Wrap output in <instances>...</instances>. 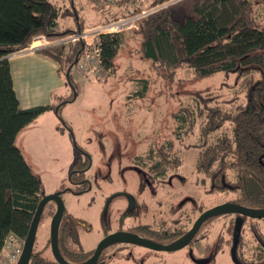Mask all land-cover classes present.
Here are the masks:
<instances>
[{"label": "rangeland", "instance_id": "374dc122", "mask_svg": "<svg viewBox=\"0 0 264 264\" xmlns=\"http://www.w3.org/2000/svg\"><path fill=\"white\" fill-rule=\"evenodd\" d=\"M50 1L61 8L62 5L70 7L72 3L76 10L75 16L58 18L61 28H75L77 17L84 21L80 20L82 28L78 26L77 29L88 28L112 19V15L123 13L125 8L121 2L118 5L121 7L118 8L115 5L117 0ZM150 2L151 0H140L137 5L141 9H147L146 11H153L163 5L146 8ZM129 3V11L136 13V3L131 0ZM256 9L260 22L264 24V5H257ZM123 32L131 36L126 35L122 49L118 52L115 71L105 76L100 71V76L90 77V81L77 78L78 96L68 101L58 113L54 109L47 110L36 117L19 132L16 139L26 162L40 177L42 194L63 191L61 196L65 213L87 221L90 225L89 229L79 227L78 230L79 242L88 251L87 257L103 237L101 219L110 216L111 212L119 208L121 201H125V197H114L107 204L106 199L111 194L116 196L127 189L128 193L136 197L138 204L144 202V212L139 220L149 223L153 229L169 231H176L180 226L190 228L200 213L199 208L203 210L237 197L234 191L209 193V180H204L202 174L196 171L198 150L193 144L201 141L203 117H196L193 127L188 123L185 127L178 128L179 123L174 120L173 114L180 106L195 107L198 96L205 99L208 106L220 105L227 110L244 103L247 90L244 77L238 78L236 73L225 76L222 72H217L198 78L188 67L175 68V74L168 75L160 66H154V63L139 56L136 51L138 35L135 31L120 33ZM69 53L70 51L62 55V73L58 76L54 77L52 70L48 68L39 73L34 70L26 71L23 75L16 73V87L23 104H40L47 97L50 99V96L43 97L42 92H49V87H53L52 82L58 81L56 76L62 79L65 88L68 86L72 91L70 84L65 82L68 63L64 60ZM31 65L32 63L29 64ZM72 69L74 74L75 68ZM258 75L254 73L253 76ZM140 80L147 81L144 97L128 98L127 94H132L139 88L142 82ZM24 86L36 92H21L20 89ZM51 103L55 106L59 104L57 98H51ZM63 120L70 129L62 126ZM188 120L190 121L189 118ZM59 127H63L62 134L58 131ZM229 130V123L226 122L219 130L210 134L209 141L228 134ZM176 136L180 138L177 139ZM73 141L89 152L93 159L92 167L86 173L90 184L87 191L81 194L64 191L70 186V170L82 156L72 144ZM169 142L173 143L170 152L180 158L178 167L169 169L164 176L154 179L150 178L147 169L137 170L134 167V157L160 152L168 148ZM110 157V167L105 166V161ZM148 164L150 166L151 163ZM47 205L44 212L49 213L51 209L54 211L52 202ZM103 209L105 212L102 214ZM50 218L51 215L45 214L40 220L33 247L35 251L43 249L41 256L45 258L44 261L54 260L49 247ZM115 218L114 213L109 223L111 231L117 227ZM234 218L233 214L214 217L200 228L197 240L192 245L180 250L156 251L138 245L118 244L106 248L100 258L104 260V264H198L187 254L189 251L196 259H209L208 263L202 264H235L229 252ZM135 222L127 223L126 219L124 225L129 227ZM142 237L161 244L169 242L167 238L158 235L144 234ZM260 238L264 240V218L245 219L238 247V256L243 261L249 264L264 262ZM69 246L78 250L74 244Z\"/></svg>", "mask_w": 264, "mask_h": 264}, {"label": "trees", "instance_id": "16d2710c", "mask_svg": "<svg viewBox=\"0 0 264 264\" xmlns=\"http://www.w3.org/2000/svg\"><path fill=\"white\" fill-rule=\"evenodd\" d=\"M167 1L151 0L146 8L163 5L139 18L138 30H132L138 35L136 51L143 60L160 66L168 75H174L175 68L188 67L198 78L217 72L225 76L236 73L238 78L244 77L247 86L244 103L227 110L220 105L208 106L207 101L198 96L195 107L180 106L173 118L178 121V128H183L188 123L193 127L196 117H203L201 141L193 147L198 150L196 171L202 174L204 180H209V193L234 191L237 197L231 202L264 207V24L256 14V6L264 5V0H177L164 5ZM119 2L126 5L130 0H117L115 4L118 6ZM140 9L136 7V13L142 11ZM75 14L74 6L61 8L50 0H0V254L10 236L24 240L36 206L43 196L40 177L26 162L16 144V137L40 113L55 108L47 104L22 108L14 90L9 61L4 57L27 47L38 34L54 38L74 31L78 26L82 28L80 20H77L78 26L74 29H56L58 18ZM126 35L131 36L124 32L100 35L101 72L114 71L115 59ZM80 45H52L41 49V52L54 60L59 66L58 72L62 73V55L70 51L64 60L68 67L73 63ZM254 73H258V77L253 76ZM69 81L66 80L67 84L77 92L71 70ZM140 81L139 88L127 94L128 98L144 97L147 81ZM70 96L71 99L72 93ZM67 102L59 100L58 112ZM226 122L229 123V133L209 141L210 134ZM62 126L70 129L64 121ZM63 127H59V131H63ZM168 145L160 152L134 157V164L147 169L154 178L164 176L169 169L180 164V158L170 152L173 143ZM44 209L40 220L45 214L52 215V209L49 213ZM199 211L202 209L199 208ZM79 222L82 220L64 213L58 230L60 253L73 263L89 257L86 256L88 251L79 242ZM185 229L182 227L178 232L166 229L162 232L166 234L162 236L171 241L183 234ZM144 230L148 232V227ZM241 231L236 257L242 264H249L238 256ZM196 236L193 241L197 240ZM70 243L78 250L70 248ZM260 244L264 249V240ZM41 251L43 249L32 251L29 264H58L55 260L44 261Z\"/></svg>", "mask_w": 264, "mask_h": 264}, {"label": "water", "instance_id": "95a60500", "mask_svg": "<svg viewBox=\"0 0 264 264\" xmlns=\"http://www.w3.org/2000/svg\"><path fill=\"white\" fill-rule=\"evenodd\" d=\"M177 0H171L167 2L164 5L173 3ZM72 5V3H71ZM152 11V10H151ZM151 11H147L146 13H149ZM81 44V43H80ZM82 44L80 49L77 51L75 58L73 60V63H71L66 71H65V78L67 81H69V74L70 70L73 66V64L77 61L78 55L81 51ZM8 56H5L4 58H7ZM70 82V81H69ZM72 88V98L73 100L76 97V90L75 88L70 85ZM70 101V100H68ZM59 104L55 106L54 110L55 113L58 111ZM72 144L76 146V143L73 141ZM63 191H57L50 194H45L42 196V198L39 200L35 212L33 214L29 230L26 234V237L23 240V246L21 253L19 255V258L17 260L16 264H29L30 256L33 251L35 237H36V231L40 222V218L43 212V209L45 205L52 201L55 204V210L50 218L49 222V247L50 252L54 258V260L58 264H101L98 263V259L102 253V251L113 244H132V245H138L145 248H148L150 250H156V251H176L184 248L187 246L192 239L196 236L200 226L206 221L207 219H210L212 217L225 215V214H235L237 215V219L234 226V232L230 247V255L235 264H242L238 258L236 257V248L239 241L240 231H241V223L244 217L252 218V219H261L264 218V207H249L245 206L239 203L231 202V201H225L220 204H216L212 207H209L202 211L198 217L194 220L192 226L184 232L181 236L178 238L166 243L161 244L157 243L155 241H152L150 239H147L145 237L139 236L137 234H134L132 232L118 230L114 232H110L106 234L96 245L95 249L93 250L92 254L85 260L77 263L69 262L67 261L62 254L60 253L59 247H58V230L59 225L61 223L62 217L65 213V207L64 202L61 197V193ZM191 255V254H190ZM192 259L198 263H207L209 262V259H196L191 255ZM264 264V263H263Z\"/></svg>", "mask_w": 264, "mask_h": 264}, {"label": "built area", "instance_id": "2783aa9c", "mask_svg": "<svg viewBox=\"0 0 264 264\" xmlns=\"http://www.w3.org/2000/svg\"><path fill=\"white\" fill-rule=\"evenodd\" d=\"M146 12V10H143L139 13H130L125 16L112 18L88 28L76 29L72 33L64 34V36L57 38L49 39L44 34H38L31 39L24 50L36 51L52 45L81 43L82 48L74 68L83 76L97 78L101 68L100 35L119 33L126 30H138V20L141 16L147 14ZM22 246L23 240L10 236L0 254V264L17 263Z\"/></svg>", "mask_w": 264, "mask_h": 264}, {"label": "flooded vegetation", "instance_id": "af4514ba", "mask_svg": "<svg viewBox=\"0 0 264 264\" xmlns=\"http://www.w3.org/2000/svg\"><path fill=\"white\" fill-rule=\"evenodd\" d=\"M75 147L81 152L82 156L80 157V160H78L74 164L73 168L70 170L71 171V174L69 176V184H70V186L67 189H65L64 191H69V192H72L74 194H81L82 192L87 191V187L90 184L89 179L86 177V173L90 171V169L92 167V164H93V159H92V156L89 154V152H87L86 150H84L80 146H77L76 145ZM109 160H111V157L110 158H107V160L104 163L105 166L110 167V163L108 162ZM133 165H134L135 168H137V170H142V169L144 170V168H141L137 164H134L133 163ZM99 171L100 170H98L97 172L99 173ZM149 175H150V178L152 177L151 179H154V177L151 175V173ZM155 178H160V177H155ZM62 193H61V195H62ZM114 197L115 198L116 197H125V201L122 200L123 202L121 201V204L118 206L119 208L115 212H111L110 213V216L108 215V217H106L105 219L104 218L101 219V221H102V229H103V237L106 234L110 233V232H114V231H118V230L132 232V233L137 234L139 236H143L144 234H151V233H152V235H156V233H157L158 236H162V234H166V233H162L166 229H163V230L153 229V228L150 227L149 223H145V222H142V221L139 220L140 219L139 217L144 212V207H143L144 202H141V203L138 204L136 197H133L130 193H128V190L127 189H125L123 191H120L116 196L113 195V194H111L110 197L108 196L107 199H106L107 200V204H109L112 201L111 199L114 198ZM50 202H52V201H50ZM52 203L54 205V210H55V204H54V202H52ZM134 205H136L135 206V209H133L134 208ZM202 211H204V209ZM202 211H200V213ZM104 212H105V209L102 210V214ZM114 213L116 214V218L115 219H116L117 227L114 230L111 231V229H109V226H110L109 223H110L111 215L114 214ZM234 216H235V218H234V225H233V227L235 226V222H236V219H237V215H234ZM126 219H127V223H129V221H131V223H133V221H136V222L133 225H130L129 227H127V226L124 225V221ZM129 219H132V220H129ZM244 220L245 219L242 220L241 229H242V224H243V221ZM208 222H209V219H207L206 221H204V223L202 225H204V224H206ZM79 223L81 225L80 227H84L85 229H89L90 228V225L87 223V221H83L82 220V222H79ZM140 227L143 228V229L141 230ZM144 227H148V232H147V230H144ZM181 228H182V226L179 227V229H181ZM188 229H185V232ZM178 230L177 231H170V232H178ZM181 235H179V236H181ZM179 236L173 238V240L176 239V238H178ZM232 237H233V234H232ZM232 237H231V241H232ZM193 239H192V241L187 246H185V248L188 247V246H190V245H192L194 243ZM114 245H118V244H113V245H110V246H114ZM121 245H130V244H121ZM108 247H106V248H108ZM229 251H230V249H229ZM187 254H191L193 256V254L191 252H189V251H187ZM100 257H101V255H100ZM100 257L98 259V263L104 264V260L103 259L101 260Z\"/></svg>", "mask_w": 264, "mask_h": 264}, {"label": "crops", "instance_id": "0c3cea01", "mask_svg": "<svg viewBox=\"0 0 264 264\" xmlns=\"http://www.w3.org/2000/svg\"><path fill=\"white\" fill-rule=\"evenodd\" d=\"M140 0H135L134 2L136 3V7H139L138 5H137V3L139 2ZM144 2H145V0H144ZM128 4H130V3H128ZM128 4H124V11H123V13H121V14H118V15H112V17L114 18V17H118L119 15H125V14H130L132 11H129V6H127ZM116 5V4H115ZM119 5V4H118ZM63 7L65 6V5H62ZM117 6V5H116ZM66 7V6H65ZM64 7V8H65ZM118 8H120L121 7V5L120 6H117ZM141 8V7H140ZM145 8V7H144ZM131 9V8H130ZM143 10H147V9H142V11ZM79 16H80V14H79ZM112 17H110V18H112ZM60 18H63V17H60ZM59 18V19H60ZM109 18V17H108ZM58 19V20H59ZM58 20H57V26H56V29H62L61 28V25L59 24V22H58ZM76 21H75V28H76V26H78V17H77V19H75ZM80 20L82 21V22H84L83 21V19H81L80 18ZM80 21V22H81ZM82 22H81V24H82ZM97 22H99V21H97ZM96 23V22H95ZM67 28V27H66ZM78 28V27H77ZM74 29V28H73ZM134 33H136V35H137V31H135ZM137 38V40H138V37H136ZM7 59H8V61H9V64H10V70H11V75H12V80H13V86H14V90H15V92H16V95H17V97H18V99H19V102H20V106L22 107V108H27V107H31V106H35V105H54L55 106V104H53V103H51V98H57V102H59V100L60 99H65V100H71L70 99V95H71V93H72V91L70 90V88L67 86V88L69 89H67V88H65L64 86H63V83H62V79H59L57 76L59 75V73H61V72H58V64L54 61V60H52L51 58H49L48 56H46L44 53H42L41 52V50H36V51H27V50H24V49H22V50H20V51H17V52H15V53H12V54H9L8 55V57H7ZM32 63V65L31 66H29V64H31ZM30 67H32L33 69H31ZM74 67V66H73ZM72 67V68H73ZM46 68H48V69H50V70H52V73H53V76L54 75H57L56 76V78L58 79V81H54V82H52V85H53V87L52 86H50L49 87V92H42V95H43V97H45V96H50V99H48V97L45 99V101H43L42 103H40V104H34V105H27V104H23L22 103V99H21V96L19 95V93H18V89H17V87H16V73H19V75H23L24 73H26V71H31V70H34L36 73H39V72H42L44 69H46ZM114 71H115V68H114ZM113 71V72H114ZM36 73H33V74H36ZM104 73V74H103ZM110 73H108V72H106V71H104V70H102V74L101 75H109ZM100 76V75H99ZM55 77V76H54ZM71 77H72V80H73V82L75 83V85H76V87H77V78H81V79H84L85 81H90L89 79H91L90 77H86V76H83L80 72H78L76 69H75V72H74V74H73V69H71ZM98 81V80H97ZM65 82H66V80H65ZM99 82V81H98ZM67 83V82H66ZM63 88L65 89V91H63ZM78 88V87H77ZM21 92H36V91H34V90H32L31 88H29L28 86H24V87H22L21 89ZM76 96H78V91H77V95ZM50 100V101H49ZM68 103V102H67ZM67 103H65V104H67ZM64 104V105H65ZM64 105H62V107L61 108H63L64 107ZM60 108V109H61ZM59 109V110H60ZM48 110H53V108H51V109H48ZM47 111V110H46ZM45 112V111H44ZM44 112H42V113H40L38 116H40L41 114H43ZM56 113H58V111L56 112ZM37 116V117H38ZM64 121V120H63ZM65 122V121H64ZM66 123V122H65ZM59 131V130H58ZM61 134L63 133V131H59ZM19 134V133H18ZM17 137H18V135H17ZM17 137H16V139H17Z\"/></svg>", "mask_w": 264, "mask_h": 264}, {"label": "bare ground", "instance_id": "6f19581e", "mask_svg": "<svg viewBox=\"0 0 264 264\" xmlns=\"http://www.w3.org/2000/svg\"><path fill=\"white\" fill-rule=\"evenodd\" d=\"M101 54V53H100ZM21 240H23V239H21Z\"/></svg>", "mask_w": 264, "mask_h": 264}]
</instances>
